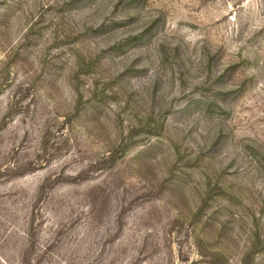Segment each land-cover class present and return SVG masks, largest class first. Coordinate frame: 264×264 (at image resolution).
Returning <instances> with one entry per match:
<instances>
[{
  "label": "rangeland",
  "instance_id": "374dc122",
  "mask_svg": "<svg viewBox=\"0 0 264 264\" xmlns=\"http://www.w3.org/2000/svg\"><path fill=\"white\" fill-rule=\"evenodd\" d=\"M0 264H264V0H0Z\"/></svg>",
  "mask_w": 264,
  "mask_h": 264
}]
</instances>
